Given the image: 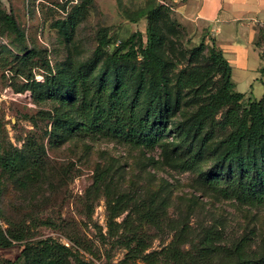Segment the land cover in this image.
Returning <instances> with one entry per match:
<instances>
[{
  "label": "rangeland",
  "instance_id": "rangeland-1",
  "mask_svg": "<svg viewBox=\"0 0 264 264\" xmlns=\"http://www.w3.org/2000/svg\"><path fill=\"white\" fill-rule=\"evenodd\" d=\"M150 3L164 9L161 25L170 68L166 96L180 101L164 136L165 150L99 136L64 142L52 137L54 117L75 114L69 101L43 93L53 76L89 61L104 35L107 53L132 35L146 42L148 21L140 10ZM176 3L0 0V230L12 240V246L0 248V264L15 261L25 247L45 244L69 248L70 264H150V256L164 264L163 251L182 231V248L190 250L209 229L219 232L221 245L246 237L249 250L264 255V204L223 198L200 179V172L215 164L216 148L228 130L215 127V137L204 145L201 136L192 135L186 143L176 135L175 126L191 118L206 98L179 87L178 75L210 64L209 47L219 49L209 27L178 17ZM259 43L263 48V37ZM201 44L203 50L195 52ZM209 78L212 94L219 90L221 75L213 71ZM249 79L254 82L250 88L238 84L247 91L243 107L264 94L262 74ZM221 119L222 111L216 115V121ZM188 144L193 152L203 147L204 158L189 169L183 167ZM11 155L25 158L16 169L4 165L2 158ZM32 172L36 177L26 180ZM148 210L158 218H143Z\"/></svg>",
  "mask_w": 264,
  "mask_h": 264
},
{
  "label": "trees",
  "instance_id": "trees-1",
  "mask_svg": "<svg viewBox=\"0 0 264 264\" xmlns=\"http://www.w3.org/2000/svg\"><path fill=\"white\" fill-rule=\"evenodd\" d=\"M163 12L154 3L140 10L148 21L146 42L141 39L138 43L132 35L115 51L107 53L109 40L104 35L89 61L53 76L51 88L45 87L43 93L69 101L75 105V114L64 112L54 117L52 137L64 142L72 136H99L138 147L161 146L165 150L164 136L180 109V101L166 96L170 68L164 51ZM6 21L16 27L8 14ZM203 48L201 44L195 52ZM208 52L210 64L183 69L178 75L179 87L194 89L197 97L206 98L191 118L175 126L176 135L186 143H190L192 135L201 136L204 145L215 137V127L228 130L216 148L215 164L210 171L200 172V179L223 198H234L251 206L264 204V94L243 107L245 94L235 89L230 62L215 46L209 47ZM261 58L260 72L264 77V51ZM213 71L221 75V85L211 94L209 76ZM220 111L222 119L216 121ZM187 152L189 158L183 161L184 168H193L204 159L203 147L193 152L189 145ZM22 158L23 155H11L2 159L7 168L16 169ZM35 173L28 174L26 180L34 179ZM22 183L25 185V181ZM142 215L158 218L154 210ZM183 233L163 251L164 264H264V255L251 252L246 237L230 246L221 245L219 232L209 229L198 245L185 250ZM10 246L12 240L0 230V248ZM69 255L65 246L45 244L37 249L25 247L8 264H70ZM147 259L150 264H158L156 257Z\"/></svg>",
  "mask_w": 264,
  "mask_h": 264
},
{
  "label": "crops",
  "instance_id": "crops-1",
  "mask_svg": "<svg viewBox=\"0 0 264 264\" xmlns=\"http://www.w3.org/2000/svg\"><path fill=\"white\" fill-rule=\"evenodd\" d=\"M178 17L188 24H204L232 66L235 89L254 85L251 78L263 65L259 41L263 37L264 0H175ZM242 77L235 81L234 77ZM239 82V83H238Z\"/></svg>",
  "mask_w": 264,
  "mask_h": 264
},
{
  "label": "built area",
  "instance_id": "built-area-1",
  "mask_svg": "<svg viewBox=\"0 0 264 264\" xmlns=\"http://www.w3.org/2000/svg\"><path fill=\"white\" fill-rule=\"evenodd\" d=\"M261 30H262V35H263V38H264V23L261 24Z\"/></svg>",
  "mask_w": 264,
  "mask_h": 264
}]
</instances>
